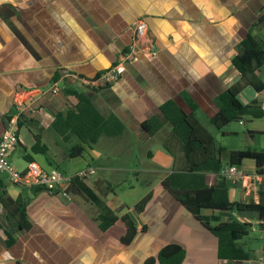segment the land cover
<instances>
[{
    "label": "crops",
    "instance_id": "0c3cea01",
    "mask_svg": "<svg viewBox=\"0 0 264 264\" xmlns=\"http://www.w3.org/2000/svg\"><path fill=\"white\" fill-rule=\"evenodd\" d=\"M262 6L264 0H0V137L5 127L3 117L13 106L22 104L25 115L9 162H18L15 152L21 147L42 170L52 169V163L46 165L40 154L30 152L34 128L47 147L46 153L51 146L56 149L52 160L63 166L61 173L94 170L85 178L91 189L96 181L113 184L109 176L120 171H132L139 177L140 170L114 166L112 162L132 160L135 144L145 147L160 132L150 136L141 123L158 115L165 101L172 100L188 112L183 93L197 105L195 116L203 115L209 122L218 110L215 99L238 77L231 65L234 46L248 32L264 43V24L251 27ZM136 19L146 23L150 43L134 51L116 82L97 89L71 77H60L64 69L92 80L116 64L130 44ZM56 71L60 75L58 91L52 95L50 81ZM259 77L264 82V65ZM247 89L239 101L248 104L256 100L264 108V90L256 93ZM69 91L84 93L102 117L116 116L124 126L123 132L117 137H100L91 147L82 145L81 156L68 158L67 148L77 140L71 137L63 142L51 123L55 113L75 102ZM22 127L28 133L21 134ZM49 129L54 135L44 136ZM168 133L169 126L160 146L154 152L144 151L149 163L164 168V175L142 196L149 194L150 199L140 213L133 209L139 200L118 214L124 206L121 199H110L109 194L102 197L94 191L117 216L105 231L93 218L95 209L82 197L66 198L58 191L20 186L0 174V191L12 200L23 199L30 224L27 230L19 229L16 217L0 209V264H146L149 259L157 264L155 257L167 244L183 248L181 264H225L217 257L216 238L160 186L171 172L172 158L161 147ZM25 167L14 168L22 171ZM245 168L252 171L247 164ZM144 173L156 171L147 169ZM239 183L243 193L239 201L256 202L258 186L251 187L249 182L246 195V188ZM233 193L228 190L230 200ZM123 215L135 225L127 244L122 242L126 232ZM245 220L255 223L252 216ZM5 232L13 238L9 247L4 244ZM262 247L264 242L248 250L243 247L248 259L242 264H262Z\"/></svg>",
    "mask_w": 264,
    "mask_h": 264
},
{
    "label": "trees",
    "instance_id": "16d2710c",
    "mask_svg": "<svg viewBox=\"0 0 264 264\" xmlns=\"http://www.w3.org/2000/svg\"><path fill=\"white\" fill-rule=\"evenodd\" d=\"M264 24V6L255 14L251 27L255 28ZM231 65L238 74L236 81L227 87L216 99L217 112L209 118V123L217 130L227 124L243 121V118L257 119L264 117V108L252 100L248 104L239 101L241 93L251 88L256 93L264 90V82L259 77V71L264 65V43L249 32L234 46V55ZM56 71L51 78V84L56 83L60 77H65L64 69ZM75 80L91 82L68 73ZM87 87H94L85 85ZM109 84L100 83L96 88L108 87ZM72 95L75 102L62 112L53 116L51 129L57 133L63 142H69L71 137L77 144L70 147L66 155L68 158L81 156L84 149L82 145L91 147L100 137H117L123 130V124L114 115L102 117L92 106L88 97L81 92H67ZM182 98L189 111L185 112L172 100L165 101L159 108V114L150 117L141 123V128L150 136L156 134L165 125L169 126V133L161 143L165 153L172 158L171 172L161 181L160 186L166 190L179 204H181L207 231L217 240V257L225 264H242L248 259V252L243 249L240 241L248 235V230L256 228L264 232V183L257 188L258 200L233 201L230 200L225 178L218 175L225 165L241 168L245 174L251 170L246 169V164H252L256 173H262L264 166V151L255 150H227L217 146L213 136L201 125L195 116L197 105L185 93ZM34 109V108H32ZM15 112V106L9 115L4 116L6 124ZM23 111L19 113L17 131L24 120ZM244 122V121H243ZM34 143L30 147L31 154H45L47 147L41 143L40 135H33ZM23 160L31 161L30 155H24ZM93 188L85 183V178L73 175L65 187V193L78 195L95 209L94 220L101 231L113 225L117 216L105 206L102 197L113 193V186L105 181H96ZM150 195L142 197L133 207L140 213ZM24 201L21 197L12 200L4 191H0V209L9 216L16 217L19 229L27 230L30 227L26 219ZM217 211L226 212V218H221ZM252 216L254 225L245 219ZM126 226L122 242L127 244L135 233V225L128 216H121ZM5 247L13 243L12 236L5 232ZM185 252L177 244H167L157 253V264H181ZM153 259L146 261L152 264Z\"/></svg>",
    "mask_w": 264,
    "mask_h": 264
},
{
    "label": "rangeland",
    "instance_id": "374dc122",
    "mask_svg": "<svg viewBox=\"0 0 264 264\" xmlns=\"http://www.w3.org/2000/svg\"><path fill=\"white\" fill-rule=\"evenodd\" d=\"M196 118L201 123V125L213 136L217 146H222L227 150L232 151L246 149L264 151V132H260L261 130H264V117L257 119H249L245 117L243 118L244 122L233 121L227 124L221 130H217L213 126H211L208 122V118L203 115L198 114ZM167 128L168 125L161 129L160 132L157 133V135L150 142H148V144L145 146L146 148L144 146H142L141 148L140 146L135 144V147L132 150L135 158H133L132 160H128L125 162H112L114 166L122 165L123 167L141 171L139 177H137L136 173L132 171H120L118 172V174L114 173L113 176L109 174V179L113 183L111 184L113 186V193L109 194L110 199L115 196L116 198L121 199L124 203L121 211L117 212L118 214L126 211L127 208H132L133 203L142 198L147 189L150 188V185H154L163 177L164 168L158 165L156 162L149 163L144 158V151L147 149L151 152H154L160 146V138L164 135ZM31 130L34 134L38 132L34 128ZM50 130L51 129L45 131L44 136H47L48 134L54 135L53 131ZM251 130H254V132H251ZM20 133H28L26 127H22ZM51 148L52 149H50L48 153L40 154L38 156L43 159V162L46 165L50 162L52 163V168L62 170L63 166L60 163L53 162L52 155L54 154V151H56V149L52 146ZM68 149L69 148H67V150ZM24 154L25 151L21 147H17L15 156L17 157L18 162L12 163L13 166L17 168V170L21 169L20 167L26 166V162L21 158ZM247 165L252 167V171H254L252 164ZM147 169H154L156 173H144V170ZM46 171H48V169ZM252 171H250L249 173H251ZM89 181H91L90 178ZM226 184L229 191H234V193L231 194V198L235 201H239L240 195L243 194L242 191H240L241 185L239 181L227 179ZM116 209L118 211L119 207ZM216 214L220 215L223 219L226 218L227 215L226 212L220 211H217ZM9 224H12V221ZM252 225H254V223H252ZM262 242H264V240H261L259 238L258 231H253L251 229L248 230V235L243 237V239L240 241V243L243 244V247L246 250L254 248Z\"/></svg>",
    "mask_w": 264,
    "mask_h": 264
},
{
    "label": "built area",
    "instance_id": "2783aa9c",
    "mask_svg": "<svg viewBox=\"0 0 264 264\" xmlns=\"http://www.w3.org/2000/svg\"><path fill=\"white\" fill-rule=\"evenodd\" d=\"M149 43L146 23L141 19H136L132 24L130 44L126 52L121 55L119 61L106 71L102 72L96 80H92L91 82L82 80L80 83L90 86H96L100 83L111 85L124 73V64L132 58L134 51L139 48L140 45H148ZM63 73L65 77L74 78L66 72ZM57 91L58 88L56 83L51 84L49 92L53 95L56 94ZM23 109L22 104L15 105V112L7 120L3 133L0 137V174H6L11 183L28 188H42L49 193L58 191L62 196L69 198L64 190L71 177L75 175L80 178H86L88 175L94 174V170L92 168L77 171L73 175H66L54 168L48 171L42 170L35 162H27L24 170L17 171L9 162L8 156L18 143L16 136L17 120L19 113L22 112ZM218 175L225 179L237 180L241 182L243 188H246V195L248 194L247 192H249V182L251 187L256 186V188L261 183H264V171H262V173L254 172L249 175L245 174L236 166L225 165L221 168ZM245 180H247L246 185L243 184ZM252 229L253 231L256 230V228ZM261 238L264 240V232H261ZM259 260L262 264H264V247H262Z\"/></svg>",
    "mask_w": 264,
    "mask_h": 264
}]
</instances>
